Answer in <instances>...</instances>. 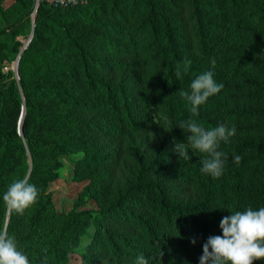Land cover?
Wrapping results in <instances>:
<instances>
[{"label": "trees", "instance_id": "trees-1", "mask_svg": "<svg viewBox=\"0 0 264 264\" xmlns=\"http://www.w3.org/2000/svg\"><path fill=\"white\" fill-rule=\"evenodd\" d=\"M15 1L23 14L0 28V59L20 53L18 78L0 66V231L32 264H67L81 236L77 264H199L224 216L264 207V0ZM206 71L224 87L193 117L179 90ZM189 119L235 125L220 178L201 172L206 154L173 151ZM72 154L95 206L58 211L47 187ZM24 177L40 197L19 215L2 197Z\"/></svg>", "mask_w": 264, "mask_h": 264}, {"label": "clouds", "instance_id": "clouds-1", "mask_svg": "<svg viewBox=\"0 0 264 264\" xmlns=\"http://www.w3.org/2000/svg\"><path fill=\"white\" fill-rule=\"evenodd\" d=\"M211 64L214 68V59ZM183 71L186 73L187 67ZM181 75L178 65L176 76L181 78ZM189 87L190 91L180 89L179 95L190 104V113L195 117L199 115L200 106L224 86L216 82L212 71H206L196 76ZM177 127L191 135H186L187 142L174 141L173 151L185 160L192 159L189 150L206 154L207 158L200 162L201 172L220 178L224 174L227 160L226 153L220 150L221 142L230 143L236 134L235 125L229 127L220 123L206 128L195 119H189L179 121ZM241 160V155H235L233 162L239 164ZM39 197L40 190L24 177L13 180L2 199L8 209L23 215L38 202ZM230 213L220 221L222 235L209 236L203 243L199 264H257L264 260V207L253 209L249 206ZM191 243L195 245L196 238H192ZM47 260L48 257L44 256L41 264H47ZM0 264H32L28 254L19 247L15 236L9 235L7 231H0ZM135 264H149V261L141 253L136 257Z\"/></svg>", "mask_w": 264, "mask_h": 264}, {"label": "rangeland", "instance_id": "rangeland-1", "mask_svg": "<svg viewBox=\"0 0 264 264\" xmlns=\"http://www.w3.org/2000/svg\"><path fill=\"white\" fill-rule=\"evenodd\" d=\"M37 6V4L35 5ZM22 13V8L17 4L15 0H3L0 4V28L7 27L8 24L13 22L19 15ZM36 17L35 8L30 13V19L34 21ZM31 33V32H30ZM20 40V48H23V45L31 39L30 34H20L17 36ZM28 44V43H27ZM19 61V60H18ZM15 62L16 59L9 60L7 58L0 59V66L2 70L6 73H14V76L17 78L19 74L15 72ZM78 157L77 154L72 155H61L60 159L62 161V166L59 168V176L55 180L49 183L47 190L51 192L52 199L55 205V209L58 211H68L71 209L75 202L79 200V193L84 188L85 184L88 182L86 179H76L74 176V165L71 158ZM79 206L84 207H93L95 202L87 198L85 200H79ZM89 230H93V226L89 227ZM89 241L87 236H81L80 242L75 248V252L70 256V260L67 264H77L80 261V251Z\"/></svg>", "mask_w": 264, "mask_h": 264}, {"label": "built area", "instance_id": "built-area-1", "mask_svg": "<svg viewBox=\"0 0 264 264\" xmlns=\"http://www.w3.org/2000/svg\"><path fill=\"white\" fill-rule=\"evenodd\" d=\"M43 1L49 4H52V5H55V6L65 7V6L76 3L78 0H43Z\"/></svg>", "mask_w": 264, "mask_h": 264}, {"label": "water", "instance_id": "water-1", "mask_svg": "<svg viewBox=\"0 0 264 264\" xmlns=\"http://www.w3.org/2000/svg\"><path fill=\"white\" fill-rule=\"evenodd\" d=\"M32 31L30 33V36H32ZM28 41L23 45V48L27 45ZM19 57H20V53L18 54V56L16 57V62H15V72L16 74H18V60H19ZM23 113H24V106L22 107V111H21V114H20V119H19V131L21 132V121H22V116H23Z\"/></svg>", "mask_w": 264, "mask_h": 264}]
</instances>
